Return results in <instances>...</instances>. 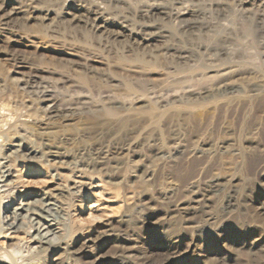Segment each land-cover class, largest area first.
Instances as JSON below:
<instances>
[{
  "label": "rangeland",
  "instance_id": "obj_1",
  "mask_svg": "<svg viewBox=\"0 0 264 264\" xmlns=\"http://www.w3.org/2000/svg\"><path fill=\"white\" fill-rule=\"evenodd\" d=\"M94 1L140 33L94 28L87 0H0L1 209L52 202L71 245L45 264H264V8Z\"/></svg>",
  "mask_w": 264,
  "mask_h": 264
},
{
  "label": "bare ground",
  "instance_id": "obj_2",
  "mask_svg": "<svg viewBox=\"0 0 264 264\" xmlns=\"http://www.w3.org/2000/svg\"><path fill=\"white\" fill-rule=\"evenodd\" d=\"M90 2L91 5L89 6H93V8H90L89 10L86 9V11L88 10L89 14L90 15H93V26L94 28L98 29V30H101L103 28H110V27H118L120 30H122L121 32H125L127 31L129 34H139L140 31L138 32H135L134 30V25L132 24V22L130 23L129 20L127 18H124L123 17V20L122 21H119L118 22V19L117 21L115 20H109L108 18H105L106 16H104L105 14L104 13H107V7L106 6H101L99 0H98V4L100 5H97L95 4L96 2L94 0H87ZM97 1V0H96ZM102 1H105V2H115V3H126L128 0H102ZM161 1V0H160ZM182 1V0H181ZM198 1V0H197ZM241 1V0H240ZM251 2V1H257L259 2V4L262 6V8H264V0H245V2ZM34 2V1H33ZM95 2V3H93ZM139 2H142V1H139ZM144 9L137 11L139 12V14L137 16H141V17H149V16H155V15H162L166 18H171L170 20L174 19L177 20V21H180L182 20L183 18H185L186 16H196L200 13V11L198 10V8L194 7V6H183L182 9H178V8H171V7H167L165 6V4L161 2H159V0H144ZM186 2V1H184ZM183 2V3H184ZM242 2V1H241ZM85 3H86V0H85ZM93 3V4H92ZM136 3V2H135ZM143 3V2H142ZM188 3V2H187ZM243 3V2H242ZM256 3V2H255ZM169 4V3H168ZM180 4V3H179ZM188 4H191V3H188ZM187 4V5H188ZM194 4V3H193ZM172 5V4H171ZM170 5V6H171ZM182 5V4H180ZM256 5V4H255ZM88 6V7H89ZM111 6V4L109 5ZM108 6V7H109ZM142 7V5H141ZM177 7V5L175 6ZM43 8V7H42ZM2 9V8H1ZM36 10H38L36 8ZM129 10V9H127ZM133 10V9H131ZM130 10V11H131ZM261 10V9H260ZM4 11V10H3ZM16 11V10H15ZM264 11V9H263ZM132 12V11H131ZM245 12V11H244ZM108 14V13H107ZM133 14V12H132ZM202 14V13H200ZM199 14V15H200ZM263 14V13H262ZM49 15V13L47 14ZM46 15V16H47ZM109 15V14H108ZM122 15V14H121ZM129 15V13H128ZM4 16V14L2 15V17ZM88 16V14H87ZM92 17V16H91ZM108 17V16H107ZM111 17V16H110ZM90 18V17H88ZM121 18V17H120ZM153 18V17H152ZM194 18V17H193ZM7 19V18H6ZM97 19H100V21ZM144 19V18H143ZM163 19V20H165ZM187 19V18H186ZM142 20V19H141ZM148 20V19H147ZM151 20V18H150ZM167 20V19H166ZM188 20V19H187ZM190 20V18H189ZM92 21V20H91ZM132 21V19H131ZM153 21V20H152ZM86 22V21H85ZM88 22V21H87ZM173 22V21H171ZM152 23V22H151ZM176 23V22H174ZM189 25L188 26H195V24L193 23V21L190 23L188 22ZM197 23V22H196ZM147 24H150V23H147ZM159 24V22H158ZM186 24V23H185ZM91 25V24H90ZM137 25V24H136ZM135 25V26H136ZM138 25H140L138 23ZM151 25V24H150ZM175 25V24H174ZM178 25V23H177ZM184 25V24H182ZM198 25V23H197ZM92 26V27H93ZM140 26H143V25H140ZM148 26V25H147ZM152 26V25H151ZM146 27V26H145ZM158 26L156 25V28ZM163 26H161L162 28ZM174 27V26H173ZM182 27V26H181ZM185 27V25H184ZM137 28V27H136ZM147 28V27H146ZM194 28V27H193ZM118 29V31H119ZM142 28H139V30H141ZM145 29V28H144ZM164 29V28H163ZM189 29V27H188ZM114 30V29H113ZM146 30V29H145ZM105 31V30H104ZM116 31V30H115ZM143 31V30H142ZM159 31V30H158ZM111 32V31H110ZM109 32V33H110ZM117 32V31H116ZM120 32V33H121ZM126 32V33H127ZM144 32V31H143ZM148 32V31H147ZM150 32V31H149ZM161 32H164V30H162ZM114 33V32H112ZM119 33V32H118ZM125 33V34H126ZM156 33V32H155ZM148 34V33H147ZM150 34V33H149ZM143 35V34H142ZM152 36V34H150ZM164 35V34H162ZM117 36V35H116ZM127 36V35H126ZM149 37V35H148ZM135 38V36H134ZM136 39V38H135ZM138 39V37H137ZM140 40V39H139ZM138 40V41H139ZM143 40L144 37H143ZM147 40V39H146ZM137 41V40H136ZM140 42V41H139ZM142 42V41H141ZM183 51V50H182ZM179 52V51H178ZM184 52V51H183ZM184 54V53H182ZM186 55V54H185ZM173 56V55H172ZM181 56V55H180ZM182 57V56H181ZM186 57V56H185ZM26 81V80H25ZM24 81V82H25ZM28 81V80H27ZM36 81V80H35ZM26 83V82H25ZM31 83V82H29ZM32 84V83H31ZM25 85V84H23ZM37 85V84H36ZM32 86V85H31ZM25 87V86H24ZM45 87V86H44ZM47 88V87H46ZM231 88V87H230ZM42 89V88H41ZM48 93V92H47ZM43 94H46L44 93V90H43ZM82 94V93H81ZM38 95V94H37ZM40 95V93H39ZM38 95V96H39ZM40 100L39 101H48V102H53L55 99H53L52 96L50 95H43L42 96V99L41 97H39ZM35 99V98H34ZM37 100V99H36ZM78 100V99H77ZM84 100V99H83ZM126 105V104H125ZM51 106V105H50ZM54 106V105H53ZM56 106V105H55ZM0 107H3V106H0ZM52 108V107H50ZM125 108V107H124ZM1 109V108H0ZM4 109V107L2 108V110ZM6 109V108H5ZM40 109V108H39ZM49 109V108H47ZM56 109V108H55ZM55 109H51V112H56L54 111ZM59 109V108H58ZM63 109V108H62ZM66 110H72L74 108L68 106L65 108ZM7 110V109H6ZM60 110V109H59ZM58 110V113H59V116H62L63 113L62 111ZM64 110V109H63ZM49 111V110H47ZM3 112L5 113L6 111L3 110ZM2 112V114H3ZM128 113V111H126ZM7 114V112L5 113ZM8 114L10 115V113L8 112ZM66 114V113H65ZM0 115H1V110H0ZM4 115V114H3ZM15 115V114H14ZM20 115V114H19ZM7 116V115H6ZM6 116H2L1 115V119H0V123L2 125V127L7 126L6 129L0 127V137L2 136H5V138L8 140V141H11L14 139L15 135H17V131H15V127L10 124V121L12 122V119L10 117H8L9 119H7ZM11 116V115H10ZM16 116V115H15ZM28 116V115H27ZM124 117V116H122ZM127 117V116H126ZM22 118V117H21ZM20 119V117H19ZM14 120V119H13ZM17 120H18V117H17ZM23 122L26 121L25 118L22 119ZM29 120V119H27ZM16 121V120H14ZM33 121V120H32ZM17 122V121H16ZM28 122V121H27ZM19 123V122H18ZM18 123H14V124H18ZM6 124V125H5ZM24 124V123H23ZM19 125V124H18ZM25 125V124H24ZM27 126V125H26ZM28 127V126H27ZM19 129V128H18ZM25 129V128H24ZM37 129V128H36ZM2 138V137H1ZM4 138V137H3ZM2 138V142H4L5 139ZM1 140V139H0ZM125 140V139H124ZM129 140V139H128ZM43 141V139H42ZM40 141V142H42ZM6 142V141H5ZM118 142V141H117ZM124 142V141H123ZM126 142V141H125ZM116 143V142H115ZM119 143V142H118ZM134 143V142H133ZM43 144V143H41ZM44 146L46 147L47 144H44ZM115 146V145H114ZM91 147V146H90ZM126 147V146H125ZM48 148V147H46ZM45 148V149H46ZM50 148V147H49ZM105 148V147H104ZM119 149V148H118ZM49 150V149H48ZM93 151V150H92ZM47 152V151H46ZM50 152V151H49ZM99 152V151H98ZM105 153V151L103 152ZM101 154V153H100ZM107 154V153H106ZM103 158V157H102ZM100 160V159H99ZM104 162V161H103ZM106 162V160H105ZM101 163V162H100ZM103 164V163H102ZM6 192V191H5ZM1 195L0 196V199L2 198H7L9 197V189H8V192H6V194ZM37 196V195H36ZM35 195L33 196H29L30 198V201L28 202H25V204L21 205V206H16V207H11L9 206L8 208H2L0 207V237L2 238H6V239H10L12 236H10L11 234L13 235H16L15 237H17V235L19 233H21L22 235H18L19 238H18V243L17 245H12L10 246V244H8L7 246H3L1 245L0 247V264H28V263H25V261L27 262H33V264H45L46 263V260H47V257L46 255H48V253L51 251V250H55L57 248H59L60 244H64L65 248L64 249L62 247V249H64L62 251L61 254H59V258L62 259L61 257H64L62 254L63 253H68L67 252V246H70L71 245V242H66L64 238H61L57 235V233H59L60 231L64 230L62 228V225L60 223L57 222L55 216L51 213V211L54 209L53 208V204L52 202H42L41 204H39L40 206L37 205L38 207V211L36 209H34L32 206V204L34 203H37L38 199L36 198ZM39 198V197H38ZM44 200V199H43ZM47 201V200H46ZM229 201V199H228ZM39 203V202H38ZM23 212V213H22ZM3 213V215H2ZM52 216V217H50ZM58 217V216H57ZM26 221H25V220ZM84 229V228H83ZM90 229L87 230V233H89ZM63 232V231H62ZM61 233V232H60ZM83 233V232H82ZM64 234V233H62ZM14 238V236H13ZM67 238V237H65ZM73 239V238H72ZM69 240V239H68ZM15 243V242H14ZM32 243L34 244H37L36 246V249L33 251V246L31 245ZM61 247V246H60ZM17 249V250H16ZM44 257V263L43 262H39L40 260V257L42 256ZM46 257V258H45ZM41 261V260H40ZM65 261V260H64ZM57 262H61V260H58ZM96 262V261H95Z\"/></svg>",
  "mask_w": 264,
  "mask_h": 264
}]
</instances>
